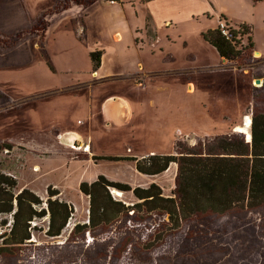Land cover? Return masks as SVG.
I'll return each instance as SVG.
<instances>
[{
  "label": "rangeland",
  "instance_id": "rangeland-1",
  "mask_svg": "<svg viewBox=\"0 0 264 264\" xmlns=\"http://www.w3.org/2000/svg\"><path fill=\"white\" fill-rule=\"evenodd\" d=\"M76 5L73 2V10L82 6ZM90 5L84 45L64 23L47 40L46 51L56 71L35 61L11 69L14 96L0 87V174L13 176L17 188H31L42 199L52 185L73 208L60 235H46L48 214L36 217L31 239L13 250L5 249L1 238L9 231L11 215L1 213L0 264H264V204L199 214L178 228L170 227L166 214L134 209L110 225L72 233L76 223L88 218V197L79 190L82 181L103 174L132 186L156 183L164 195L175 189L176 163L162 173L146 175L133 161L94 156L176 153L177 144L204 150L221 134L247 138L236 126L244 127L253 108L264 110V61L257 60L248 46L224 62L233 69H204L221 64V57L203 33L216 28L223 14L232 25L252 27L264 52V0H94ZM149 13L159 34L156 41L146 38V27L150 32L152 26L146 18ZM138 27L143 31L137 34ZM15 30L0 36V60L32 33L21 25ZM117 33L119 39L114 38ZM85 47L109 52L95 85L41 93L94 77ZM135 62L142 65L137 68L140 82L119 77ZM173 69L183 71L174 74ZM188 81L194 84L191 90ZM108 94L128 99L133 112L129 120V114L108 105ZM109 192L126 204L138 201L130 191L121 196L114 188ZM4 219L7 223L2 224Z\"/></svg>",
  "mask_w": 264,
  "mask_h": 264
},
{
  "label": "trees",
  "instance_id": "trees-1",
  "mask_svg": "<svg viewBox=\"0 0 264 264\" xmlns=\"http://www.w3.org/2000/svg\"><path fill=\"white\" fill-rule=\"evenodd\" d=\"M94 0H57L44 12L28 31L42 32L47 27L46 16L68 7L69 3L88 5ZM258 1V0H254ZM220 17H224L221 15ZM225 18V17H224ZM246 34V49L252 47L250 28L247 24L236 25ZM21 32L17 36H21ZM16 37V36H15ZM203 38L211 44L221 58L232 60L241 51L232 41L220 34L218 28H209ZM101 50L89 52L92 69L96 71L101 63ZM250 121V141L236 133L216 135L205 144V149L186 150L177 144L176 153H155L137 156H94L99 159L130 160L135 169L146 175L166 171L171 163L177 164L175 189L171 195H164L162 188L151 183L147 186H132L128 183L108 179L99 174L91 182L82 181L79 190L88 197L87 222L76 223L72 233L94 230L116 221L121 214L141 209L144 212L166 214L170 227H180L182 221L199 214H224L233 208L253 209L264 204V110L253 108ZM220 149L215 153L212 149ZM205 151V152H203ZM110 188L121 192L130 191L137 202L126 204L115 199ZM47 197L42 199L28 187L17 188L13 176L0 174V214L11 215L9 231L2 234L5 249L15 247L31 239L34 218L48 214L46 235L61 234L73 213L71 204L60 199V191L47 186ZM46 204V207L42 206ZM7 223L4 219L2 224Z\"/></svg>",
  "mask_w": 264,
  "mask_h": 264
},
{
  "label": "crops",
  "instance_id": "crops-1",
  "mask_svg": "<svg viewBox=\"0 0 264 264\" xmlns=\"http://www.w3.org/2000/svg\"><path fill=\"white\" fill-rule=\"evenodd\" d=\"M57 0H0V36H9L11 34L15 33V29L18 26H25V29L27 28L28 30L35 25L37 22L38 18L47 10H49ZM120 1V0H118ZM116 2V1H115ZM125 3V1H124ZM75 5V3H74ZM82 5L81 8H73V2L69 3L68 7L62 9L59 12H54L47 15V27L42 32H32L27 34L26 39L23 41L22 45L19 44L17 47L14 48V50L10 51V54L5 56L4 59L0 60V87L4 89L6 92H9L11 95H15V93L11 92V88L14 86V83H11V69L13 68H21V67H28L31 64L35 63V61H40L43 62L49 69L52 71L55 70V66L53 62L51 61L46 48H47V40L49 37L55 32V28H57V25H62L63 23L65 24L64 26L70 27L71 30H74V34H78L81 39L79 41L83 40L81 42L83 45L86 42L85 40L88 37V27H89V22H90V17H91V12L90 9L87 10L91 5L90 3L88 5L85 4H77L76 6ZM5 6H8L7 8H4ZM4 8V9H3ZM59 13V14H58ZM58 14L57 18L53 17L52 15ZM221 14H219L220 16ZM223 15V14H222ZM226 18L227 16L224 15ZM146 18H150L152 22V26H150L151 31L148 32V28L146 27V38L147 35L154 39L153 41L158 40V32L157 28H154L155 21L153 16L149 13V15L146 16ZM227 19V18H226ZM55 22V23H54ZM67 22V23H65ZM230 23V21L228 20ZM247 24V23H245ZM248 25V24H247ZM249 26V25H248ZM214 26H212L213 28ZM250 36H251V41H252V47L251 50L253 54L257 57V60L264 61V52L262 49H260V45L256 43V40L254 39L253 36V30L252 27H250ZM143 31V29H140L139 27L136 29V33H140L139 31ZM30 32V31H28ZM49 34V36H48ZM154 35V36H152ZM121 34H115L114 38L119 39ZM141 39V42H143L144 39ZM137 40H139V35L134 40V45L136 47L137 45ZM96 48L99 47H94V48H86V55L88 58V61L90 60L91 64V71L92 75L94 76L92 79L90 77H87L88 79L83 80L82 82H79L78 84L72 83L68 84L66 86H60V85H54L52 86L53 88L47 89L46 91H43L41 93L43 94H52L56 91H63L65 88H72L75 86H89L90 85H95L93 83L95 76L99 74V71H101V65L105 62V59L107 58L109 52L106 51L105 49H97L102 51L101 55V63L100 66L97 68L96 71H93L92 69V62L89 57V52L96 50ZM116 58H119L117 55H115ZM128 60V59H126ZM129 61V60H128ZM130 62V61H129ZM224 62H228L226 59L221 58L220 63L218 65H210V66H204V69L207 68H213V69H233L229 68V66H226ZM126 65V61H125ZM138 67H142L139 62H135L134 65L131 68H126L125 72L123 73V76H119L122 78H132L134 81L137 83L139 81L138 75L140 74L137 70ZM171 73L177 74L183 71L182 69H173L170 70ZM153 72V71H151ZM151 72H144V73H151ZM111 75H108L107 77L109 78ZM106 77V76H105ZM134 77V78H133ZM129 78V79H130ZM101 79V78H100ZM257 79V78H256ZM103 80V79H101ZM138 80V81H137ZM188 89L191 90V88H194V84L191 81H188ZM9 89V91H8ZM38 94H35V96ZM118 95V94H117ZM116 94L111 96V94L106 95L107 100H111L110 103H108L109 106L116 105V108L114 111H120L124 112L125 114H129L127 116V120H129L130 115H132L133 112H131V104L128 101L127 98L117 96ZM25 96V95H23ZM28 97L32 95H27ZM126 120V121H127ZM238 127V126H236ZM245 133V132H244ZM72 137V136H70Z\"/></svg>",
  "mask_w": 264,
  "mask_h": 264
},
{
  "label": "built area",
  "instance_id": "built-area-1",
  "mask_svg": "<svg viewBox=\"0 0 264 264\" xmlns=\"http://www.w3.org/2000/svg\"><path fill=\"white\" fill-rule=\"evenodd\" d=\"M109 1L114 3L116 0ZM216 27L218 28L220 34L223 35L227 40L232 41L233 44L237 45L239 50H243L242 48L246 47V34L240 27L232 25L224 17L217 18Z\"/></svg>",
  "mask_w": 264,
  "mask_h": 264
},
{
  "label": "bare ground",
  "instance_id": "bare-ground-1",
  "mask_svg": "<svg viewBox=\"0 0 264 264\" xmlns=\"http://www.w3.org/2000/svg\"><path fill=\"white\" fill-rule=\"evenodd\" d=\"M245 118H246V120H245L244 127L238 126V127H236V130L237 131H241V132H246L247 133V138H249V132L246 129L248 128V126L250 124V118L248 116L245 117ZM115 194H116V196L117 195L118 196H121L122 192L121 191H118V190H115Z\"/></svg>",
  "mask_w": 264,
  "mask_h": 264
},
{
  "label": "water",
  "instance_id": "water-1",
  "mask_svg": "<svg viewBox=\"0 0 264 264\" xmlns=\"http://www.w3.org/2000/svg\"><path fill=\"white\" fill-rule=\"evenodd\" d=\"M224 59V58H223ZM260 79L259 78H257L256 80H255V82L256 83H260ZM126 115V114H125ZM246 137H247V133H246ZM250 138H251V135H250V133H249V138H246V141H250Z\"/></svg>",
  "mask_w": 264,
  "mask_h": 264
}]
</instances>
